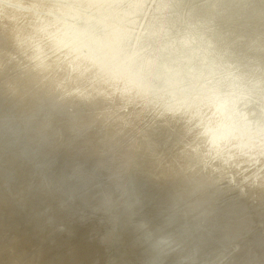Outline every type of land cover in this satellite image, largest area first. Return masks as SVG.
<instances>
[{
    "label": "clouds",
    "instance_id": "1",
    "mask_svg": "<svg viewBox=\"0 0 264 264\" xmlns=\"http://www.w3.org/2000/svg\"><path fill=\"white\" fill-rule=\"evenodd\" d=\"M0 264H264V0H0Z\"/></svg>",
    "mask_w": 264,
    "mask_h": 264
}]
</instances>
